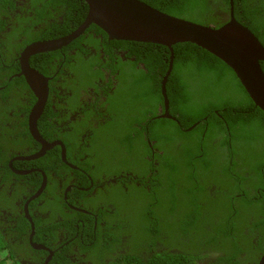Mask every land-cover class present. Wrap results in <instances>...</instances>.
Returning <instances> with one entry per match:
<instances>
[{
	"label": "flooded vegetation",
	"instance_id": "af4514ba",
	"mask_svg": "<svg viewBox=\"0 0 264 264\" xmlns=\"http://www.w3.org/2000/svg\"><path fill=\"white\" fill-rule=\"evenodd\" d=\"M28 1L16 0L14 12L20 13V8ZM47 1L43 0L38 4L40 12H44L43 15L46 14L45 18L49 13V10L45 8ZM214 6V15L221 22L228 21L232 9L234 13V5L228 9L224 4L217 2ZM52 9L56 11L55 8ZM58 13L55 16L64 23L65 16H59ZM49 16L52 21L53 16ZM4 19L7 21V18ZM41 19L43 20V17ZM73 26L74 23L71 27ZM80 26L69 34L74 33ZM46 28L43 27L37 37H42V32L43 38L47 37ZM88 28L74 40H79L77 46H70L74 42L72 41L60 49L43 52L55 51L62 55L60 58H54L50 65L43 58V66L52 68L54 73L52 77L45 76L36 68L38 65H42V62H31L33 57L43 53H38L30 58L31 67L49 79V95L46 106L51 103L50 107L53 109L51 115L53 113L55 115L52 118L45 117V106L38 119L39 122L43 116V121H47L42 127L38 124L40 136L47 143L59 142L61 144L47 149L39 158L19 159L39 153L43 145L36 140L37 144L33 146L25 144V149L15 151L9 160L8 167L13 172L9 177L11 182L8 192L11 197L8 203L10 202L11 207L8 209L1 207L5 203L0 201V236L6 245V249L2 253L5 264H115V259L127 252L125 259H121L120 262L139 264L141 261L135 259L137 254L131 252L133 248L128 242L129 234H123L120 237L122 240L121 242L117 241L113 246L114 251L110 258H107L106 255L100 260L96 258L89 260L87 255L82 252L80 243L92 245L100 234L103 235V240H106L105 236L110 234V228L116 226L125 228L129 226V222L131 225L138 226L141 223L140 226H143L145 225V214L148 217L151 213L155 217L160 210L169 208L178 210L184 206L185 199L177 206L169 201L159 206L158 195L165 198L171 193L168 187L174 184L172 174L179 181L178 184L182 183L180 180H186L184 182L190 185L189 176L193 179L196 178L193 195L198 198L197 205L201 206L204 211L198 227L207 221V213L214 202L208 200L210 192L216 196L214 190L219 194L220 189L224 187L219 186V181L223 179L219 170L223 172V169H229L231 177L238 183L248 182L254 178V183L257 185L258 173L254 168L259 164L257 162L260 156L264 160V146H262L264 143L256 144L257 150L249 146L244 151L245 158L236 159L234 156L230 157L231 153L227 149L223 153L225 147L222 144L225 136L223 137L219 133L207 136L208 127L200 138L196 135L194 138L186 136L193 133L194 128L199 124H210L212 121L205 122L210 119L209 116L213 117V114L195 121L191 126L185 127L182 132H173V136L168 131H162L163 138L157 140L154 134L161 130L160 126L164 120L177 121L178 126H182V123L171 114V105L173 110L176 109V105L173 100L171 102L167 87L168 107L165 105L162 85V99L157 97V86H154L152 90V85L155 82L153 77L158 72V68L156 65L148 67L147 64L155 62L153 54L149 59L133 45L119 46L117 43L106 45L103 35H98L93 30L88 31ZM90 34L99 42L88 43L86 40H89ZM67 35L52 39H36L26 44L23 50L31 43L55 40ZM26 37V35L21 36L19 42L25 41ZM81 48L88 53L82 51L83 56L74 60L72 56ZM66 62H74L73 69H69ZM54 67H56L55 72L53 71ZM20 74L21 64L19 61L17 76H23ZM63 75H66V78H62ZM54 77H58L55 82H53ZM91 81L94 83L88 85ZM236 87L238 88L237 85ZM135 88H138L141 94L133 91ZM141 88L145 90L141 92ZM146 90L150 93L152 91L154 98L151 94H145ZM227 90L233 92L230 87ZM130 92L132 95H142L140 101H134L135 107H131L137 110H127L125 109L127 107L120 103V98ZM145 97L152 98V100L149 102ZM23 101L26 102V99ZM77 101H80L82 106L79 103L76 106ZM36 102H27L30 108L28 112L26 111L27 113L20 114L21 119L26 114L29 121L30 112ZM197 104L198 100L195 106ZM84 107L88 108L92 115ZM205 107L206 104L201 102L200 115ZM85 111H87V118H91L92 123L94 122V127L79 133V141L87 148L80 157L77 129L81 128ZM194 111L196 112V108ZM167 113L171 117H166ZM106 127H111V130L108 132L103 129ZM151 134L153 138H151ZM231 137L232 134L229 133L227 140H229L230 147L232 144L235 145V148L243 145L242 143L238 144ZM68 145H72L73 152L69 159L67 158ZM63 147L66 153L65 157L63 156ZM52 151H59L66 168L57 166L55 159L51 156L50 152ZM234 160H236L235 167H233ZM79 161L88 162L87 169H83ZM189 163L192 168L187 165ZM46 170L50 172V176L54 180L48 178ZM161 171H164L163 176H161ZM161 177L163 185L159 192L162 183L158 178ZM207 180H214L215 183L211 188H208ZM247 191L255 194L252 185H246ZM45 193L47 194L43 198ZM151 193L157 201L155 198L151 200ZM46 199L47 204L45 205ZM237 207L239 208V206ZM246 207H241V210ZM26 211H28V216ZM170 213L168 225L154 229L149 234L150 241L144 243V249L140 250L143 251L140 253L142 256L152 255L154 251H157L166 253L167 258V256L176 253V248L173 246L175 241H178L182 248L178 250L179 254L187 251V242H200V237L197 238V232L194 230L196 227L185 228L180 234L177 227L178 221H175ZM22 218L29 224L27 233L24 225L21 224V228L19 227L20 220H24ZM149 219L152 217L150 216ZM232 222L234 223L235 220L233 219ZM90 224L93 226V237L86 235ZM253 232L256 233V238L251 241L242 236L234 239L233 249L228 243L223 244L218 237L220 240L215 247L208 249L203 246L200 253L204 255L206 262L214 263L223 257H230L234 260L249 262L258 260L256 264H259L263 253H260L258 246L264 242V225L260 233L257 229ZM244 233L249 235L248 227H245ZM111 240L105 241V244L110 245ZM251 243H254L252 249L249 248ZM118 244L119 248H117ZM197 258L200 259L199 264H207L202 258L198 256ZM120 262L116 264H121Z\"/></svg>",
	"mask_w": 264,
	"mask_h": 264
},
{
	"label": "trees",
	"instance_id": "16d2710c",
	"mask_svg": "<svg viewBox=\"0 0 264 264\" xmlns=\"http://www.w3.org/2000/svg\"><path fill=\"white\" fill-rule=\"evenodd\" d=\"M15 1L16 0H0V201H4L5 204L1 207L5 209L11 207V205H9L10 202L8 203L11 199L8 192L10 191L11 182L9 177L13 172H11L8 167L9 160L11 156L15 154V151H23L25 149V144L28 146L37 144L36 140L29 132L27 115L25 114L23 119L20 117L21 113L28 112L30 108L27 102H36V97L25 78L23 76H17L19 72V55L26 44L36 39H52L69 34L72 30L80 26L88 15V5L84 0H48L45 6V8L49 10L47 18H45L46 14L43 15L44 12H40L38 6L43 0H29L20 8L22 13L14 12ZM141 1L164 13L188 19L196 23H202L203 25L213 24L216 26H220L223 22L214 15V4L218 2L227 6L228 9L231 7V0H216L217 2L211 0ZM233 5L237 21L247 26L264 46V0H234ZM52 8H55L56 11ZM59 11L60 13H58ZM56 13H58L59 16H65L64 23L55 16ZM49 15L53 16L52 21ZM41 17H43V20ZM4 18H7V21ZM73 23L74 26L71 27ZM43 27H47L46 30L48 35L43 38L42 32V37L39 38L37 36ZM91 30L95 31L98 35H103V40L106 42V45L110 43H117L119 46L133 45L140 52L142 51L149 59H151V54H153L155 62L149 63L147 66L152 67L156 65V68H158V72H156V75L153 77L155 82L152 85V90L154 86H157V97L162 99L161 85L169 69L171 56V51L167 46L124 40H109L108 35L95 24H92L88 28V31ZM18 34L21 36L26 35V40L19 42L21 36ZM86 41L90 44L99 42L92 34L89 35V40ZM78 44L79 40H76L72 42L70 46H77ZM173 50L175 53V60L173 70L168 76L166 87L171 102L173 100L176 105V109L173 110L170 103L171 114L178 118L182 126H178L177 121L164 120L160 126L161 130L154 134L157 140L163 138L162 131H168L169 134L173 136V132H182L185 127L191 126L195 121L202 120L205 116L213 114V117L209 116L210 119L205 122L209 123L212 121L210 124H201V126L194 128L193 133L186 136L194 138V135H196L200 138L204 134L206 127H208L207 136H212L213 133H219L223 135V137L225 136L222 144L225 147L223 153L227 149L231 153L230 157L234 156L236 159H244V151H246L249 146L257 150L258 147L255 145L260 142L264 143V112L254 104L234 71L214 54L195 44L178 43L174 45ZM82 51L88 53L85 49L81 48L72 58L78 60L83 56ZM61 56L60 52H48L33 57L31 62H42V65L40 64L36 68L45 76L52 77L54 75L52 68L43 66V58L46 59V63L50 65L54 58H60ZM73 64L74 62H66L69 69H73ZM261 66L264 70V61L261 62ZM53 71H56V67L53 68ZM57 78L58 77H54L53 82H55ZM62 78H66V75H63ZM92 83L94 82L91 81L88 85ZM59 84L61 85L62 82L60 81ZM147 87L146 85V89ZM228 87H230L233 92H228ZM144 90L145 89L141 88V92ZM133 91L140 93L138 88H135ZM145 94H151L154 98L152 91L150 93L146 90ZM141 96L142 95H132L130 92L123 95L122 98H120L121 96L119 97L120 103L126 106L127 108L125 109L127 110H137L131 107H135L134 101H140ZM24 99H26V102L23 101ZM146 99L149 102L152 100V98ZM197 100L198 104L195 106ZM201 102L205 103L206 107L200 115ZM78 103L82 106L80 101H77L75 105L77 106ZM50 104L51 103L46 106L44 112L47 118L55 116L54 113L51 115L53 109H51ZM195 108L196 112L194 111ZM84 109L88 110L92 115V112L88 108L84 107ZM215 111H218L219 114L218 112L215 113ZM86 112L87 111H85L84 121L81 123V128L77 129V137L80 144L79 150L81 151L80 157H82L83 152H85L87 148L85 144L79 141V133L80 131L84 132L87 128L94 127V122L92 123L91 118H87ZM46 122L47 121H43L42 116L38 124L42 127ZM229 133L232 134V139H235L238 144L242 143L243 145L235 148V145L232 144V147H230L229 140H227L229 139L227 138ZM150 136L153 138L152 134ZM67 150V158L69 159L73 155L72 145H68ZM50 153L55 159L58 167L63 166L66 168V165H64L61 160L59 151H52ZM260 157L257 162L259 164L254 168L256 169L255 172L258 173L257 185L254 183V178L250 179L248 182L242 181L238 183L236 179L231 177L229 169H223V172L219 170V174L223 176V179L219 181V186L224 187L220 189L219 194L218 191L214 190L216 196L212 195L210 192L208 200L214 202L211 204V208L207 213V221L202 224L201 227H198V223L204 211L201 209V206L197 205L198 198L193 195L195 192L194 180L196 178L193 179V177L189 176L190 185L184 182L186 180H180L182 183L178 184L179 181L174 174H172L174 177V184L168 187L171 193L165 198H161V195H158L159 206H162L161 204H166L168 201L177 206L185 199L186 202L184 206H181L178 210L174 208L160 210L156 213L155 217L151 213L148 217L147 214H145L144 224L147 226H140L142 225L141 223H139L138 226L131 225L129 222V226L125 228L122 226L110 228V234L105 236L106 240H103V235L100 234L98 239L93 241L92 245L88 243L82 245L80 243L82 252L87 255L89 260H94V258L100 260V258L106 255L107 258H110L111 253L114 251L112 249L113 246L117 241L120 240L121 242L122 240L120 237L123 236V234H129L128 242L130 247L133 248L131 252L137 254L135 259L141 261L139 264H199L200 259H198L197 256L202 258L207 264H256L258 260L249 262L247 260H234L230 257H223L221 260L214 263L209 261L206 262V258L200 251L203 246H206L208 249L213 246L215 247L220 239L223 244L228 243L231 249H233L232 243L234 239H238L242 236L251 241V239L256 238V233L253 232V230L257 229L259 233L262 231V226L264 225V160ZM79 163L83 169H87L89 165L88 162L79 161ZM187 165L192 168L190 163ZM235 166L236 160H234L233 167ZM46 173L48 178H51L50 172L46 170ZM161 173V176H163L164 171H161ZM158 179L160 182L162 177ZM51 180L54 179L51 178ZM161 183L159 192L162 190L163 182L161 181ZM214 183V180H207L208 188H211ZM247 184L249 186L252 185V188L255 189V194H252L250 191L246 192ZM46 194L47 193L43 195V198H45ZM150 196L151 200L155 198L152 193ZM45 201L46 205L47 199ZM237 206H239V208ZM241 207H246V209L241 210ZM169 212H171L170 214H172L175 221H178L177 227L179 233L185 230V228L196 227L194 230L197 232V238L200 237V242H187V251L179 254L178 250L182 248L178 241H175L173 246L176 248V253L167 256V258L166 253L157 251H154L152 255L147 254L142 256L140 253L143 251L140 250L144 249V243L150 241L149 234L154 229L168 225ZM150 216L152 219H149ZM233 219L235 220L234 223L232 222ZM21 224L25 226L27 233L29 229L28 222L25 219L20 220V228ZM38 225H40V223H38ZM245 227L249 228V235L244 233ZM86 235L90 237L94 236L93 226L91 224ZM109 239H112L110 245H106L105 243L109 242ZM253 246L254 243H251L249 248L252 249ZM258 247L260 248V253L262 252L264 255V242ZM117 248H119V244ZM5 249V241L0 236V264H5V258L2 254ZM145 250H147V248H145ZM127 254L128 252L119 255L115 259V264L120 262L121 259H125ZM120 263L124 264L122 261Z\"/></svg>",
	"mask_w": 264,
	"mask_h": 264
},
{
	"label": "water",
	"instance_id": "95a60500",
	"mask_svg": "<svg viewBox=\"0 0 264 264\" xmlns=\"http://www.w3.org/2000/svg\"><path fill=\"white\" fill-rule=\"evenodd\" d=\"M88 15L74 33L65 37L31 43L21 52V74L34 92L37 102L29 116V131L43 148L39 153L19 159H36L59 142L47 143L39 133L38 119L46 106L49 87L48 78L30 65V58L38 53L53 51L69 45L92 24L101 28L111 40L151 43L167 46L171 51L169 69L163 78L162 92L168 107L166 83L173 70L174 45L192 43L214 54L226 63L240 80L254 102L264 112V46L256 35L241 24L231 13L230 20L220 27L203 25L179 18L153 8L141 0H84ZM234 0H231L233 7ZM166 117H171L169 113ZM63 147V156L65 157ZM27 216H28V211ZM259 264H264V256Z\"/></svg>",
	"mask_w": 264,
	"mask_h": 264
},
{
	"label": "clouds",
	"instance_id": "9594fccd",
	"mask_svg": "<svg viewBox=\"0 0 264 264\" xmlns=\"http://www.w3.org/2000/svg\"><path fill=\"white\" fill-rule=\"evenodd\" d=\"M232 14H234L233 13V9H232ZM236 18V17H235ZM230 20V17L228 18V21ZM228 21H226V22H223L222 24H220V26H223L224 24H226ZM239 22V21H238ZM242 24V23H241ZM212 26H215V27H220V26H216V25H213V24H211Z\"/></svg>",
	"mask_w": 264,
	"mask_h": 264
},
{
	"label": "rangeland",
	"instance_id": "374dc122",
	"mask_svg": "<svg viewBox=\"0 0 264 264\" xmlns=\"http://www.w3.org/2000/svg\"><path fill=\"white\" fill-rule=\"evenodd\" d=\"M198 126H201V124H199ZM197 126V127H198ZM103 129H105V130H107L108 132L111 130V127H106V128H103ZM4 264V263H3Z\"/></svg>",
	"mask_w": 264,
	"mask_h": 264
},
{
	"label": "bare ground",
	"instance_id": "6f19581e",
	"mask_svg": "<svg viewBox=\"0 0 264 264\" xmlns=\"http://www.w3.org/2000/svg\"><path fill=\"white\" fill-rule=\"evenodd\" d=\"M187 20H188V19H187ZM189 21H190V20H189ZM263 256H264V255H263ZM262 258H263V257H262ZM262 258H261V259H262ZM260 261H261V260H260ZM259 263H260V262H259Z\"/></svg>",
	"mask_w": 264,
	"mask_h": 264
}]
</instances>
